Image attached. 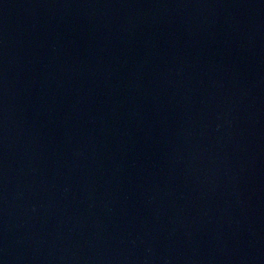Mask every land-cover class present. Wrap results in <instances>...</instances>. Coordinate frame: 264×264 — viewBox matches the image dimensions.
I'll return each mask as SVG.
<instances>
[{
  "label": "water",
  "instance_id": "95a60500",
  "mask_svg": "<svg viewBox=\"0 0 264 264\" xmlns=\"http://www.w3.org/2000/svg\"><path fill=\"white\" fill-rule=\"evenodd\" d=\"M0 264H264V0H0Z\"/></svg>",
  "mask_w": 264,
  "mask_h": 264
}]
</instances>
